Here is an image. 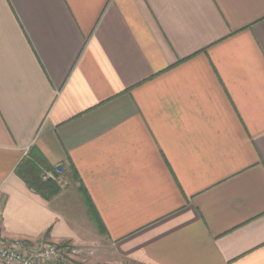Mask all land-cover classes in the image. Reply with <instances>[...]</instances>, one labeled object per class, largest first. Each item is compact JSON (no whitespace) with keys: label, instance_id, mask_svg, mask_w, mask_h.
Instances as JSON below:
<instances>
[{"label":"crops","instance_id":"1","mask_svg":"<svg viewBox=\"0 0 264 264\" xmlns=\"http://www.w3.org/2000/svg\"><path fill=\"white\" fill-rule=\"evenodd\" d=\"M27 160L65 168L59 196ZM0 188L5 239L264 264V0H0Z\"/></svg>","mask_w":264,"mask_h":264},{"label":"built area","instance_id":"2","mask_svg":"<svg viewBox=\"0 0 264 264\" xmlns=\"http://www.w3.org/2000/svg\"><path fill=\"white\" fill-rule=\"evenodd\" d=\"M64 174L65 168L57 165L52 172L46 173V179L59 180L60 183ZM2 198L0 188V215ZM87 253L90 255V252L71 248L66 244L59 246L55 243H28L0 236V264H84Z\"/></svg>","mask_w":264,"mask_h":264},{"label":"trees","instance_id":"3","mask_svg":"<svg viewBox=\"0 0 264 264\" xmlns=\"http://www.w3.org/2000/svg\"><path fill=\"white\" fill-rule=\"evenodd\" d=\"M53 170L54 169L45 170V168L42 167V163L38 162L37 160H27L19 165L16 173L24 182L28 184V186L33 191H35L45 199H50L58 195L62 188L59 180L55 181L52 179H46V173L52 172ZM88 205L92 218H94L96 223L100 224V220L94 206L92 205V202ZM98 226L100 227V229H104V226Z\"/></svg>","mask_w":264,"mask_h":264},{"label":"rangeland","instance_id":"4","mask_svg":"<svg viewBox=\"0 0 264 264\" xmlns=\"http://www.w3.org/2000/svg\"><path fill=\"white\" fill-rule=\"evenodd\" d=\"M61 187L65 188L64 184L61 185ZM61 193H62V191L60 192V194ZM71 202H72L71 206L70 205L69 206H67V205L63 206V204L60 203V205L62 204L61 208H64V212L71 219L70 223L72 224L71 225L72 229H74L76 234L78 236H80L82 239L85 238V240H88L89 238H91V228H94V229L96 228L93 225V223H91V221L88 220L87 214L89 215L90 210L86 206H85L86 209L85 208L82 209V207L79 206L75 201H71ZM88 221H89V224H88ZM55 244H57L59 246H61L62 244H66L67 246H69L71 248H78V249H82V250H85V251L91 253V250L88 249L89 247L87 245L84 246L80 243H74L72 241H66L64 243L57 242ZM84 264H100V263L96 262L95 256L89 255V253H87V254H85Z\"/></svg>","mask_w":264,"mask_h":264}]
</instances>
